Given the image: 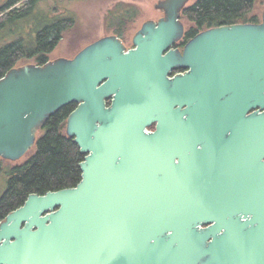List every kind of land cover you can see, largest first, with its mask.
Listing matches in <instances>:
<instances>
[{"label": "water", "instance_id": "1", "mask_svg": "<svg viewBox=\"0 0 264 264\" xmlns=\"http://www.w3.org/2000/svg\"><path fill=\"white\" fill-rule=\"evenodd\" d=\"M188 2L158 0L132 48L106 35L0 77V159L70 104L83 155L74 187L0 221V264H264V7L179 51Z\"/></svg>", "mask_w": 264, "mask_h": 264}, {"label": "trees", "instance_id": "2", "mask_svg": "<svg viewBox=\"0 0 264 264\" xmlns=\"http://www.w3.org/2000/svg\"><path fill=\"white\" fill-rule=\"evenodd\" d=\"M18 1L10 0L0 7V77L22 60L47 62L62 32L74 21L70 15L64 19L60 15L51 17L48 6L38 3L39 0H25L21 8H12ZM255 2L196 0L181 11L180 17L195 26L193 32L223 24L257 23L256 16H250ZM117 6L123 7L124 12L107 26L114 27L113 33L120 36L138 14L134 6ZM74 107L67 105L46 120L32 147L35 152L26 162L3 167L5 189L0 195V221L21 206L29 194L74 187L79 182L78 163L83 155L65 133L66 118Z\"/></svg>", "mask_w": 264, "mask_h": 264}, {"label": "rangeland", "instance_id": "3", "mask_svg": "<svg viewBox=\"0 0 264 264\" xmlns=\"http://www.w3.org/2000/svg\"><path fill=\"white\" fill-rule=\"evenodd\" d=\"M9 1L10 0H0V7ZM24 1L25 0H19L12 8H21ZM157 1L158 0H39L38 3L48 6V9L51 11V17L60 15V17L64 19L65 15H70L74 19L72 26L62 32L61 39L55 49L48 55V60H53L58 57L71 58L85 45L93 42L97 38L112 34L114 27H108L107 24L113 22L116 17H120L124 12V8L118 7V4L134 6L138 14L122 35V38L130 43L132 36L140 28L142 22L148 19H157L161 16L160 11L153 7ZM195 1L196 0H189L188 5H191ZM263 7L264 1L256 0L250 16H256L260 21ZM35 14L37 15L36 12ZM181 20L187 30L193 26L184 18H181ZM27 63H33V59L29 60V62L22 60L17 66ZM39 134L40 131L37 132V137ZM34 152L35 150L31 148L16 161L0 160V195L5 189L3 167H5L6 164H22L26 162Z\"/></svg>", "mask_w": 264, "mask_h": 264}, {"label": "flooded vegetation", "instance_id": "4", "mask_svg": "<svg viewBox=\"0 0 264 264\" xmlns=\"http://www.w3.org/2000/svg\"><path fill=\"white\" fill-rule=\"evenodd\" d=\"M193 4V3H192ZM186 6H189L188 3ZM154 7V5H153ZM157 9V8H155ZM158 11H160L161 13V16H159L157 19H152L154 21H157L159 18L163 17V12L159 9H157ZM181 16V15H180ZM180 20H181V17H180ZM261 21V20H260ZM258 21V22H260ZM181 22L183 23V21L181 20ZM193 25V24H192ZM193 30H195V26L193 25L191 28H189L188 30L185 28V25L183 23V33H182V36L177 40L175 41L173 44H172V48L173 49H178L179 51H182L183 50V47L185 46V44L187 43L188 40H190L192 37H194L196 35V33H198L199 31L201 30H198L196 32H193ZM204 30V29H203ZM110 35H116L115 33H112ZM123 35V34H122ZM122 35H116L123 43V45L125 46L126 49H129V48H132L133 47V43H132V38H131V41L130 43L126 42L123 38H122ZM106 36V35H105ZM103 37V36H102ZM99 39V38H97ZM96 39V40H97ZM95 41V40H94ZM184 71V69L180 68V69H176V70H173L171 72V75L170 76H173L175 74H178V73H182ZM75 105V104H74ZM149 131H153L154 130V124H152L149 128H148Z\"/></svg>", "mask_w": 264, "mask_h": 264}]
</instances>
